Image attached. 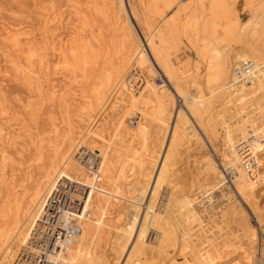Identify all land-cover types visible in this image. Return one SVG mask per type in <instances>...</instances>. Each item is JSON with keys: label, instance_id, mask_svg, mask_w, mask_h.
<instances>
[{"label": "rangeland", "instance_id": "1", "mask_svg": "<svg viewBox=\"0 0 264 264\" xmlns=\"http://www.w3.org/2000/svg\"><path fill=\"white\" fill-rule=\"evenodd\" d=\"M89 1L90 0H0V133L2 134V136L1 134L0 136L2 138L1 140L6 139L8 141H6V144L4 143L5 141H0V154L1 152H3L2 154H4V156L1 154L2 157H4L3 161L6 159L4 163H2V159H0V254L2 251L1 244L5 241V239H8V234L14 222L20 216H22L23 208H27V205L29 204L27 202H29L31 199V193L34 190V186L36 187L37 185L42 184L46 179L45 171L48 170L51 152H53L52 149H54V147H56L57 144H59L63 140V134L67 132L71 124L75 127L72 129L74 134L72 133L71 136L73 137L77 136V132L83 127L81 126L83 125V122L81 121L83 118L85 119V113L83 112L82 114V112L78 110L82 106V104H80L81 102H79L82 101L80 100L82 92L85 93L89 89V87L91 86H89V84L93 82L95 75L98 74L97 70L100 69L101 65L102 67H105V71L108 72H115V69H117L118 67L116 63L119 61V59L115 60L113 58L115 60H113L115 62V66L110 67V64H108V67L104 66L106 62L103 63L105 61V50L106 48L111 46V44L109 43L114 42L113 39L115 40L116 38L115 42L113 43V51H116L121 47V45H119L121 38L117 36L112 38V31L114 29L113 23L111 22L112 20H109V22L106 23L100 18L101 16H99L98 14L100 8H106L105 2L107 0H94L95 3L92 4L91 2H93V0H91L90 2ZM142 1H144L145 4L149 2V0ZM199 1L192 0L191 5L185 11H179L180 15L182 14L181 21H183L185 12L186 14H189L188 16H191L190 14H192V16H195V18L197 16L198 18L199 15H201L199 13L205 10V14L207 15L206 18H210V22L212 24H215V26L212 24L211 25L212 29L214 28V35L219 41V47L221 46L223 47V49L225 48L224 50H227V59L225 60V63L221 69L225 77L223 76V78L222 75H220V78H223V80L218 79L213 83V87L214 84L215 87L218 86L216 87V89L210 88L212 90L208 91V89L207 91H205V94L208 95L209 92L212 91L213 95V99H211L212 104L210 110H208V114L206 113L203 115L204 118L202 120L204 122L203 124L206 126L205 128L208 127L207 132L205 131V136L211 139L213 150L210 148V146H205L206 141L204 136L201 134L196 123L188 115L197 133L199 132L201 134L203 141L202 143L200 142L201 140L197 141L193 139L185 141V143L181 144L180 147L178 146L179 148L177 149V158L175 156L177 163L173 158V161L176 163L174 164L175 167L173 168L174 170L176 169L177 172H175L176 175L170 179L172 180V184L170 186L175 192L173 195V202L171 206L173 208H171V211L173 210L171 214V221H174L171 222V224H173L172 237L176 239V242L168 251V255L166 256V264L183 263L184 258L183 256H181V253H183L181 252V249L184 248V246L182 245V243H185L187 247V250H185V254L189 259L191 258L189 256V252L191 251V253H193V250L194 253H197L203 247H209L211 249L216 248L217 245L221 243H238L239 236L237 235L238 231H236V229H238V226H240L242 222V220L239 218L240 216H238V214H241L239 210H241L246 215L247 221H249L250 224H252L255 228L260 225L258 219L261 218V220H263L264 222V142L261 137H257L258 134H262V132L264 131V89H259L256 86V83H254L256 72H258L261 67L260 60L264 59V50L261 49L264 48V28L261 27L263 29L255 31L251 26H245L247 27V30L251 29L249 31H251L252 33L247 31L246 29L245 30L248 33L245 31V33L243 34L239 31L238 34L237 31L241 30L237 29V27H242V24H244L247 20H249V18L252 17V13L255 9H257L256 12H260L264 8V6H262L264 5V0ZM102 2H104V4ZM214 2L216 4L218 3V6L219 4L220 6H223L221 7L220 12V7L218 8L217 6L218 9L215 8ZM260 2H262V5L260 6L262 7V9L256 7L260 5ZM124 3L126 4L127 10H129L128 4L131 6L133 5L136 9L137 14L141 17V19H143V8L141 7L139 0H124ZM183 3L185 2H182V4ZM209 4H212L211 6L214 10ZM200 7L203 8L200 9ZM108 10L106 9L107 12H109ZM174 10H171V13H173L172 11ZM212 10L214 14L215 12L216 14L218 13V16L213 15ZM229 11L230 13L228 18L225 15H227L226 12ZM196 13L199 15H197ZM231 13L233 14L231 15ZM151 15H153L151 17L152 19H154L153 22H157L159 20L158 16H155L153 13L150 14V16ZM212 16L214 17L212 18ZM223 16L225 17L222 18ZM215 17L217 18L215 19ZM253 19L257 18L253 17ZM45 20L50 21V23L48 21L49 24H47V26H44ZM79 21L82 22V24ZM225 24L226 26L228 24V30L230 29V31L234 34L230 31L229 32L231 34L229 32L228 34L223 32L224 30L228 31ZM128 25L133 37L135 38L137 43H140V36L138 35V32H140V27H138L136 23L131 19L128 20ZM158 25L160 26V28L163 27L167 29L165 26H163V24L159 23ZM180 26L181 25H178V28ZM45 29H47L48 34L47 32L45 33ZM75 30L78 32H76ZM8 31H10L11 33H19L23 36L31 35V40L33 42V45L35 46H33L34 48L31 49L32 51L30 50V52H32L30 54L33 57V61L24 62V60L22 59L21 63L18 64V66L15 61L11 63L7 60V54H9L10 48H8V45L5 44L6 41L4 42L3 37L4 39L8 40ZM179 31L180 36L178 37H180V41H175L179 46L177 56L181 57L183 54H187L192 63L197 66L201 62H199V57L196 50L190 46L191 44H189V42H187L188 39L183 33H181V29ZM73 32L76 33L77 38L75 36V38H71L73 37ZM241 34H243L242 37L240 36ZM234 35L237 36L234 37ZM244 36L246 38H244ZM68 38L71 39V43H73V45L80 39V43L78 42L77 44L79 45V48L83 45L80 49L87 56L84 53L81 54L83 55V57L86 56V59L89 58L88 56L92 57L91 59H88V62L91 60L92 64H94L95 66L92 65L93 67H90L89 65L91 64L89 63L88 65L87 62L84 68L85 70L78 68L76 66L77 64H74L75 67L71 65L75 68H72L73 70L71 69V67H64V69L66 68V70H64L63 67H60L65 65L63 63V60L67 58L68 53L66 52L67 47H65V50H63V54H60L59 49L61 50V48H59V46L62 47L61 45H63V42L65 44V41L67 46V42H69V40H67ZM59 40H62V42H59ZM125 45H128V43L124 44L123 49H125V47L127 48V46ZM37 53L38 55H44L46 57V63H44L43 66L39 63L34 64L37 63ZM88 66L91 69L93 68L92 72L94 73V75H91L89 70L87 72V69H90ZM97 66L99 69H97ZM26 67L28 68V71L25 70ZM79 67L81 66L79 65ZM69 68L72 70H70V73H68ZM223 68L225 69V71H223ZM22 69L25 70V72ZM106 69H109L110 71ZM31 70H33V72ZM199 70H201L202 73L204 71L203 66H200ZM26 71L28 72V74H25ZM95 71L97 72V74H95ZM74 72H76L77 74H74ZM132 72L134 73V70ZM29 73L31 78H29ZM213 77L217 78L218 74L214 73ZM160 81L161 80L158 79V76L155 77L154 82L157 85L163 84L162 82L160 83ZM220 81H223V84ZM216 82L221 84L217 85ZM109 83L110 84L108 86L107 92L113 85V82ZM83 89L86 91L84 92ZM132 89L134 94H138V92L136 91L139 89ZM262 90L263 93L261 92ZM80 91H82L81 94ZM61 96L63 97L60 99ZM260 98L261 100H263L261 101ZM181 102V99L175 96V104H173L171 116L174 113V107L176 109L183 108V103ZM62 103L63 106L65 105L69 107V110L67 109V107H63ZM156 106L157 104L152 105V109H150L153 116H155L157 112L155 108ZM152 110L155 111V113H153ZM139 113L142 112L134 113L133 116L135 117L132 116V119L129 122H124L125 126L126 123H129L127 127L123 126L125 127V129H130L129 131H127V133L125 130V133L127 135L125 134L124 136L123 132L118 136L117 133L119 131L116 129H114L115 132L117 131L116 133L112 132L114 131L112 130L111 132L109 131V134L108 132L106 134H102L105 137V141L107 140V138L112 141H117L116 143H113L108 139V145L111 146L115 144L113 145L114 148L113 146L112 148L117 149L118 151H120L122 147L120 153H125V157L123 154L121 155L120 153H118L119 159L122 157V159H125L119 160L120 165L118 163L119 161L116 163L117 167L114 168L115 172L114 169L112 170L111 176L114 177L112 178V180L115 181L116 185L118 184L119 186H121V188L119 189L126 195H128V192L126 190L130 186V184L137 182L140 179V176L143 173V169L146 167V154L151 146L155 143L154 141H156L152 136L155 124L153 120H149V116L151 115H147L144 112V114L142 113L138 115ZM82 115L83 118L81 117ZM85 115L87 117L89 114L86 112ZM144 115L146 116L144 117ZM133 121L134 124L132 123ZM138 121L140 126H138L139 124H137ZM1 128H3V133ZM133 128L136 129L132 130ZM137 128L140 131H137ZM133 131H137L138 133L136 134L138 135H136L135 132L133 133ZM129 134H132L134 136L136 135V137ZM120 136H122L123 138H127L126 141H124L125 139H122V137ZM113 137H115L116 139ZM169 138V134H167L165 141L166 143L164 144V146H162V151H165L166 144ZM121 139L124 141L122 142L125 145L121 144L122 142L120 143V141L118 143V140ZM119 144H121V146ZM129 144L133 147V149L137 148L139 153L136 152L137 154L135 155L138 156L140 153V155L143 154V160L141 159L142 157L140 155L138 157L139 160L141 159L140 161H145L144 163L140 162L144 166L142 164H139V161H136L138 162L136 163L135 160H133L134 157L136 158V156L132 152V147H128ZM117 145L118 147H120V149L117 147ZM126 146L128 148H126ZM123 147L127 149L128 153H126V150ZM233 147L239 149L249 148V153H251L252 157L254 158L251 163V176H248L249 174H244L247 176V179L245 178V181H248L247 185L245 182V194L247 195V200H249V203L244 202L237 191H233L234 196L232 198V204H237L238 209L236 208L235 210H230V206H227L225 210L229 209V212H232V214L229 213V215L224 213L223 215V212L225 211L220 210L222 204H219L222 199H218L222 198L221 196L223 194L229 193L228 187L234 188V182L232 181L234 178L232 175L233 173L225 172V170L222 169V162L224 156L229 153L228 150L232 149ZM83 148L85 147H78L80 151L83 150ZM130 148L131 150H129ZM87 150L88 149H86L85 152H89L87 153L89 155L90 151ZM87 154H84L82 156L84 159L81 158L83 159V164L88 158ZM132 154L134 155L133 158L131 157L133 156ZM207 155H210V157L216 162L219 170L223 174L222 181L224 183L218 181L216 182V180L213 179L211 175L205 173V169L203 170L202 166L204 165V158L202 159V157ZM129 156L131 157V159ZM75 157L78 159L79 154L75 153ZM93 157H91V159H93V162H96V156ZM126 158L130 159H128L129 163H127ZM121 160L127 164L123 165L124 162H122ZM121 164L123 165V169L121 168ZM141 165L143 167H140ZM120 172L122 175L120 174ZM42 175H45L44 179L42 180L43 182L39 183V181L43 178ZM69 183L71 186L70 190H74L76 191L75 193L79 194V198L77 199L76 204L80 208V210L82 206H84L85 211L90 215L91 224H100L99 227L93 225V229L90 230L91 235L88 244L91 246H89L87 243L86 244L88 246H85L86 244L82 243L83 247L85 248L84 249L79 243L80 241H78V243H75V247L80 249L82 248L85 253L87 252V255L89 257L92 256L91 259L95 260V262L92 261L93 264H112L116 260H123L125 253L121 254L120 256L119 252H116V236L122 229L124 218L123 208L126 206V203L121 204V201L119 199L116 201L109 200L108 194L111 192L110 190L114 189H110L112 185L111 182H108L107 180L103 181L102 188L96 185L97 188L95 190L86 189L87 186H85V188L83 187L81 188L82 190L80 189L78 191L76 190L78 188L75 189L74 187L75 185L78 186L79 184L71 182ZM198 183H205L206 191L202 192L203 190L201 191L200 189H197ZM72 184H74V186ZM167 194L168 191H163V197L161 196L162 198L160 200L164 201V196ZM147 197L148 192L145 194V199ZM188 197H195L194 201L192 202L195 219H192V217H189L187 215L184 216V210L181 208L180 202ZM208 198L209 200H206ZM226 202V200H223L222 203L224 204ZM210 203L211 206L214 207V209H212V207L209 208V206L207 207V205ZM212 204L215 206H213ZM180 208L181 210H183L182 214L181 210H179ZM235 211L236 213H238L236 214ZM220 215L222 218L220 217ZM235 216H238L237 218H239V220H237V218L235 219ZM41 221L42 220H39V222ZM47 229L48 230H45V232L49 231V228ZM258 230L261 231V233L260 231H258V233H260L258 235V237H260L259 243L261 245H264V232L259 228ZM31 240L33 241L34 239ZM255 242L258 244V241ZM35 243L33 245L31 244L32 247H35ZM76 244L78 245L76 246ZM129 246L130 244L128 245V248ZM87 247L89 248L90 253ZM24 249L26 248L24 247L22 251ZM82 251L80 250V252ZM23 253L25 252L23 251ZM92 253L94 254V257Z\"/></svg>", "mask_w": 264, "mask_h": 264}, {"label": "bare ground", "instance_id": "2", "mask_svg": "<svg viewBox=\"0 0 264 264\" xmlns=\"http://www.w3.org/2000/svg\"><path fill=\"white\" fill-rule=\"evenodd\" d=\"M139 2L141 7L143 8L142 9L143 19H141V17L137 14L136 9L133 5L131 6L128 4L129 10H127L124 0H107L105 2L106 8L104 9L100 8L103 10L99 9L98 11L99 13L96 12L99 14V16H101L100 18L106 23L109 22V20L110 21L112 20L111 22L113 23L114 26V29L112 31V36H113L112 38H114L115 36L121 38V41L119 43L121 47L119 46L120 48L116 51H113V43L115 42L116 38L115 40L113 39L114 42L109 43L111 44V46L106 48L104 54L105 61L103 62V63L105 62L107 63V65L105 63L104 66L109 67L108 64H110L111 67V66H115L114 61L116 59H119V61L116 63L118 67L117 69H115L116 70L115 72L114 71L108 72L105 71V67H102V65L100 69L97 66V69H99L97 70L98 74L95 71L96 72L95 74L97 75H95V77L93 76L94 80L93 82L91 81L92 82L91 84H89V86L91 85L89 89L87 91L83 89L84 92L86 91L85 93L80 91V94L82 92L80 98V100L82 101L79 102H81L80 104H82V106L79 105L81 107L78 110H80L82 114L83 112L85 114L87 112L89 115L86 117V115L84 114L85 119L83 118V115L81 116L83 118L81 121L83 122V125L81 126L83 127L77 132V136L74 137L71 136L72 133L74 134L72 129L75 127L72 126V124L70 126L68 125L69 128L67 132L63 134V140L59 144H57V146L54 147V149H52L53 152H51V156L48 164V170L45 168L47 170L45 171L46 176L44 175L46 178L45 181L44 182L42 181L44 179V176L42 175L43 178L41 180L39 179L40 181L39 180L38 181L39 183L40 182L43 183L37 185L36 187L34 186L33 188L34 190L31 193V199L29 202H27L29 203L28 204L29 206L27 205V208L25 209L23 208L22 216H20L18 219L16 218L17 220L14 222L8 234V239L7 240L5 239L6 242L4 241L1 244L2 251L0 254V264H27V262H29L28 261L29 257L35 258L37 255H42V254L44 255L42 258H44L45 260L53 261V264H93L92 261L95 262V260L91 259L92 256L89 257L87 255V252L85 253V251L82 248L81 249L76 248L75 243H78V241H80L79 243L81 244L82 247H83L82 243L88 244L91 235L90 230L93 229L92 226L96 225L99 227L100 224L93 223L92 225L90 215L88 214V212L85 211L84 206H82L81 210L77 206L76 203H77V199L79 198V194L75 193L76 191L74 190H70L71 186L69 182L79 184L78 186L75 185L74 187L75 189L78 188L76 190L79 191L81 188L83 187L85 188V186H87L86 189H90V190H95L97 188L96 185L102 188L104 180L111 182L112 187L110 189L112 188L114 189V190H110L111 192L108 194L109 200L116 201L119 199L121 201V204L126 203V206L123 208L124 218H123L122 229L116 236V252L117 253L119 252L120 256L121 254L125 253L124 259L116 260L112 264H166L167 262L166 256L168 255V251L171 249V246H173L174 243L176 242V239L172 237L173 224H171V222L174 221V220L171 221L172 220L171 214L173 211V210L171 211L172 208L171 206L173 202L172 200L173 195L175 192L170 186L172 184L171 182L172 180L170 179L174 177L176 175L175 172H177V170L175 169L176 170L175 171L173 168L175 167L174 164L177 163L176 162L177 161L176 158L178 155L177 149L180 147L181 144H184L185 141H188L189 139L190 140L193 139L197 141L201 140L200 142L202 143L203 141V138L201 136L202 134L206 141V144L204 143L205 141L203 142L205 146L208 145L213 150L211 139L205 136L208 127L205 128L206 126L203 124L204 122L202 121L204 118L203 115L206 113L208 114V110H210L212 104L211 99H213L212 98L213 95H212V91L209 92V95L205 94V91H207L208 89H209L208 91L212 90L210 88L216 89V87L218 86L215 87L214 84L213 87V83L218 79L223 80V78L225 77L221 69L225 63V60L227 59L226 58L227 50H224L225 48L223 49V47L221 46L219 47V41L217 40V37L214 35L215 33L214 28L212 29V25L215 26V24H212L210 22V18H206L207 15L205 14L206 13L205 10L202 12L200 10L201 13L199 14L201 15L196 13L197 15H199L198 18L197 16L196 18L195 16H192V14H190L191 16H188L189 14H186L185 12L183 21H181L182 14L180 15L179 11H185L191 5L192 0H183V1L182 0H149L147 4H145V2L142 0H139ZM182 2L185 3L182 4ZM92 3H95V1L93 0L91 4ZM102 3L104 4V2ZM261 3L262 2H260L259 3L260 5L258 4L259 6L256 7L262 9V7H260L262 5ZM214 5L215 8H217L218 3L217 4L215 3ZM221 7L223 6H220L219 4L218 6L219 12L221 11L220 10ZM202 8L200 7V9ZM106 9L110 13L107 12ZM171 10H174L172 11L173 13H171ZM256 11L257 9L253 11L252 17L249 18V20H247L245 23L243 22L244 24L242 23L239 24H242L244 27L251 26L255 31L263 29L264 8L261 11L259 9L260 12H256ZM152 13L155 16H158L159 20L157 22H153L154 19L151 18L153 15L150 16V14ZM226 13L227 15L225 16L229 18L230 11ZM232 14L233 13H231V15ZM213 15L218 16V13L216 14L215 12L214 14L213 12ZM225 16H223L222 18H224ZM213 17L214 16H212V18ZM253 17L257 19H253ZM216 18L217 17H215V19ZM129 19L134 21L136 25L140 27V32H138L139 33L138 35L140 36V43H137V41L135 40V38L133 37L130 31L128 25ZM48 21L45 20L44 26H47V24L50 23V21L49 23ZM80 23L82 24V22ZM159 23L163 24V26H165L167 29L163 27L160 28V26L158 25ZM178 25L181 26L178 28ZM243 26L242 27L240 26L239 28L237 27V29L242 30L241 31L236 29L238 31V34L239 31L244 34L245 31L247 30L246 29L247 27L244 28ZM178 29L179 30L181 29V33H183L188 39L187 42H189V44H191L190 46L196 50L197 55L199 57V62H201L197 66H195L192 63L191 59L187 54H183L181 57L177 56L179 46L177 45L176 42L180 41L179 40L180 37H178L180 36V31ZM229 31L230 29L228 31L224 30L223 32L228 34ZM46 32L48 34L47 29H45V33ZM249 32L252 33L251 31ZM7 33H9L7 36L8 40L4 39L3 37L4 42L6 41L5 44L8 45V48H10L9 54H7L8 56L7 60L11 63L15 61L17 65L21 63L22 59L24 60V62L33 61V57L30 54L32 52H30V50L33 49L35 46L33 45V42L31 40L32 39L31 35L28 33L30 36L28 35L23 36L22 34L19 33H13V32L11 33L10 31H8ZM73 33H74L73 37L71 38H75L77 36L75 32ZM243 34H241L240 36L242 37ZM236 36L234 35V37ZM245 36L244 38H246ZM67 40H69V42H67V46H66V41L65 44L63 42V45H61L63 48L59 46V48H61V50L59 49L60 54L61 53L63 54V50H65V47H67L66 50V52L68 53L67 58L63 60L64 61L63 63L67 66L63 65L60 67L61 68L63 67V69L64 67H71L72 69L75 67L74 64H77L76 66L78 68L85 70L84 68L88 62V59H91L92 57L88 56L89 58L86 59L87 55L84 52H82V50L80 49L83 45L79 48V45L77 44L78 42L80 43L79 41L80 39L77 41V43L75 42V44H77V45L74 44L75 46L73 45V43H71V39L68 38ZM59 42H62V40L61 41L59 40ZM125 43H128V45H125L127 46V48L125 47V49H123ZM261 49L264 50V48ZM81 53H84L86 56L83 57ZM38 63L43 66V64L46 63V57L44 55L43 56L38 55L37 63L34 64H38ZM89 63L91 65H89ZM78 64L81 67H79ZM260 64L261 67L260 70L256 72L254 83H256V86L259 89H264V59L260 60ZM71 65H73L74 67H72ZM88 65L90 67H93L92 65L94 64H92L90 60L88 62ZM200 66H203L204 71L202 73L201 70H199ZM26 68L25 70L28 71V68L27 69ZM224 68L223 71H225ZM71 69L69 68L68 73H70L73 70ZM25 70L23 71L25 72ZM64 70H66V68ZM88 70L91 73V75L92 74L94 75V73L92 72L93 68L87 69V72ZM133 70L134 73L132 72ZM27 71L25 74H28ZM31 71L33 72V70ZM214 73L218 74L217 78L213 77ZM74 74L77 73L74 72ZM220 75L224 77L220 78ZM157 76L161 78L160 83L162 82L163 84L157 85L154 82V79ZM29 78H31L30 73H29ZM109 82H113V85L112 86L110 85L111 87L107 92L108 86L110 84ZM220 82L223 84V81ZM221 83H217V85ZM132 88L139 89L136 91L138 92V94H134ZM261 92L263 93V90ZM175 96L181 99L182 101L181 103H183V108L177 107L178 109H176L174 107L175 110L171 116V111L173 110V104H175ZM62 97L63 96H61L60 99ZM156 104L157 106L155 108L157 112L156 115L153 116L150 109H152L151 108L152 105H156ZM68 108L69 107H67V109ZM138 112H142V113L144 112L147 115L148 114L151 115L149 116L150 118L149 120H153L155 124L154 126L155 128L153 131L154 133L152 132L153 134L152 136L153 139L156 141H154L155 143L153 142L154 144L151 146V148L149 147L150 149L148 150V152L146 151L147 152L146 167L143 169V173L140 176V179L137 182L130 184V186L126 190L128 192V195H126L119 189L121 188V186H119L118 184L116 185L115 181L112 180V178L114 177L111 176L112 170L115 167H117L116 163L123 158L121 156L123 153L122 152L120 153L122 147L120 151H118L117 149H113L114 148L113 145L115 144L111 146L108 145L110 139L106 137L107 140L109 139L108 141L106 140L107 141L106 142L104 140L105 137L102 134L104 133L106 134L107 132L109 134V131L111 132L112 130L116 129L119 131L117 133L118 136L119 134L121 135L123 132L125 136L127 131H129L130 129H125V127L129 125V123L128 124L126 123L125 126L124 122L125 121L129 122L132 119L131 117L133 116V114ZM142 113H139L138 115ZM153 113H155V111H153ZM188 115L196 123L201 134L199 132L197 133ZM145 116L146 115H144V117ZM132 123L134 124V121ZM137 124H139V121L137 122ZM138 126H140V124ZM1 129L3 133V128ZM135 129L133 128L132 130ZM137 131L140 130L137 128ZM137 131L136 132L133 131V133L135 132L136 134L138 133ZM112 132H115V130ZM167 134H169L170 138L167 141L165 151H162L163 148L162 146H164V144L166 143L165 141ZM129 135L134 136L132 134ZM136 135L134 137H136ZM1 136H0V141H5L4 143L6 144L7 140L6 139L1 140L2 139ZM123 137L122 139H125L124 141H126L127 138H123ZM257 137H261V139L264 142V131L262 132V134H258ZM122 139L118 140V143L119 141L121 143L123 141ZM111 141L112 140H110V142ZM112 142L116 143L117 141L113 140ZM123 142L121 144L125 145ZM121 144L119 145L121 146ZM79 146H84L85 148H83V150L80 151L78 149ZM130 146L131 145L129 144L128 147ZM128 147L126 146V148ZM118 148L120 149V147ZM86 149H88L87 151H90L89 155L87 154L89 152H85ZM125 150L126 153H128L127 149ZM129 150H131V148ZM132 150L134 155L137 154L136 153L138 152L137 148L133 149L132 147ZM228 151L229 153L225 155L223 158L222 169L225 170V172L233 173L232 175L234 179L232 181L234 182V188L228 187L229 193L228 194L225 193L226 195L223 194L221 196L222 198L218 199V200L222 199V201H220L219 204H222L220 210L225 211L223 212V215L224 213L226 214L230 213L229 209L225 210L227 206H230L229 207L230 210L231 209L235 210L236 208L238 209L237 204H232V198L234 196L233 191L235 192L237 191L242 197L243 201L249 203V200H247V195L245 194V182L246 185L248 183V181H245V178L247 177L246 175L248 174H249L248 176H251L250 174L252 171L251 163L254 159L252 157V154L249 153L250 152L249 148L239 149L233 147ZM2 153L3 152H1V154ZM75 153L79 154L78 159L75 157ZM118 153L121 154L120 156L122 158L119 159ZM84 154H87L88 158L83 164L82 160L84 158L82 156ZM2 155L4 156V154ZM2 155L0 157H2ZM123 155L125 157V153ZM134 155L133 156L130 155V156L133 158ZM93 156H96L95 159L96 162H93V159H91V157ZM135 156L136 158L134 157L133 159L135 160V162L139 161V164L145 162V161L143 162L140 161L141 159L143 160L142 157L143 154L140 155L142 157L140 160L137 155ZM3 158L4 157L0 158L2 159L1 161L2 163H4L6 160L5 159L3 161ZM128 159L126 158L127 163H129ZM202 159L204 160L203 161L204 165L202 167L203 170L205 169L206 171L205 173L211 175L213 179L216 180V182L217 181L223 182L222 181L223 174L219 170L216 162L210 157V155L204 156L202 157ZM118 163L120 165V161ZM127 163L124 162L123 165ZM123 165L121 164L122 169H123ZM142 165L140 167L144 166ZM72 185L74 186V184ZM197 189H200L201 191L203 190L202 192L206 191V184L198 183ZM163 191L164 192L168 191V194L164 196L165 198L164 201H161L160 199L163 197L162 195ZM147 192H148V197L145 199V194ZM194 198L195 197L193 198L188 197L180 202L181 208L184 210L185 213V214L183 213L184 216L187 215L189 217H192V219L195 217V214L193 212V205H192ZM206 200H209V198ZM223 200H226L227 202L223 204L222 203ZM208 206L209 208H211L212 207L211 203L208 204L207 207ZM181 208L179 210H181ZM212 209H214V207H212ZM183 210H181V214ZM239 211L241 214H238V216H240L239 218L242 220V222L240 226H238V229H236V231H238L237 235L239 236L238 243L236 244L229 242L221 243L217 245L216 248H211V249L209 247L207 248L203 247L197 253H194L193 250V253H191V251L189 252L190 253L189 256L191 257L190 259L186 257L185 250H187V247L185 243H182V245L184 246V248L181 249L182 250L181 252H183L181 253V256H183L184 258L182 264H263L262 263L263 261L262 259L260 260V258L264 256V245H261L259 243L260 237H258V235L261 233V231L258 230V228L264 232V222L263 220H261V218L258 219L260 225H258V227L255 228L252 224H250L249 221H247L246 215L241 210ZM230 214H232V212ZM238 216H235V219ZM239 218H237V220H239ZM39 220L42 221L39 222ZM47 228H49V231L45 232V230L46 231L48 230ZM258 231H260V233H258ZM31 239L34 240L32 241ZM255 241H258V244ZM34 243H35V247H32ZM87 244L85 246L89 245ZM129 244L130 246L128 248ZM77 245L78 244H76V246ZM24 247L26 248L23 250L25 253H23L22 251ZM80 250L83 251L80 252ZM92 255L94 257L93 253ZM175 264H179V263H175Z\"/></svg>", "mask_w": 264, "mask_h": 264}, {"label": "built area", "instance_id": "3", "mask_svg": "<svg viewBox=\"0 0 264 264\" xmlns=\"http://www.w3.org/2000/svg\"><path fill=\"white\" fill-rule=\"evenodd\" d=\"M158 79L161 80V78L158 76ZM44 255H37L35 258H28L27 264H53V261L51 260H45L44 258H42ZM262 259V263L264 264V256L260 258V260Z\"/></svg>", "mask_w": 264, "mask_h": 264}]
</instances>
